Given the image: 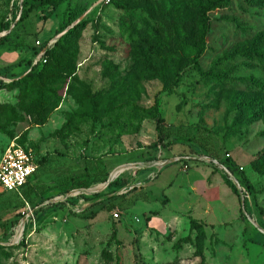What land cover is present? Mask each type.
<instances>
[{
	"label": "rangeland",
	"instance_id": "1",
	"mask_svg": "<svg viewBox=\"0 0 264 264\" xmlns=\"http://www.w3.org/2000/svg\"><path fill=\"white\" fill-rule=\"evenodd\" d=\"M41 1L0 0V26L8 25L0 32V156L14 140L38 164L24 187L33 205L22 192L0 190V201L15 198L23 213L0 234V264H264V86L249 80L264 85L257 60L226 72L233 79L226 85H204L191 64L178 72L176 85L162 90L161 80L140 74L148 52L143 37H152L163 20L190 15L185 2L63 0L47 15ZM22 2L33 8L17 22ZM262 2L228 0L206 12L202 71L217 59L221 71L227 70L233 52L236 63L245 61L237 52L250 49L264 32ZM68 21V27L82 26L70 39L76 76L118 107L64 131L68 115L79 109L72 96L63 92L38 123L42 112L21 109V89L8 83L31 70L35 42L56 41ZM257 44L264 49L263 40ZM157 116L168 133L162 142ZM207 152L229 162L238 186L224 162ZM98 158L102 178L75 182ZM164 160L169 161L157 165ZM140 162L144 166L129 165Z\"/></svg>",
	"mask_w": 264,
	"mask_h": 264
},
{
	"label": "trees",
	"instance_id": "2",
	"mask_svg": "<svg viewBox=\"0 0 264 264\" xmlns=\"http://www.w3.org/2000/svg\"><path fill=\"white\" fill-rule=\"evenodd\" d=\"M62 1L42 0L39 4L40 6H46L48 8L46 14L50 15V11H53ZM177 1H183L190 7V15H186L185 18L181 14V16L179 15L175 19L171 17L168 20H163L158 23L156 28H152V37H143L148 50L147 55L142 57L139 67L140 74L143 78H158L163 84L162 90H166L171 88V84L176 85L178 83V72L191 64L199 72L200 79L204 85H208L209 83L230 84L233 79L228 78L226 72L234 73V71L237 72L242 68H250L255 65L254 60H257V64L264 70V49L259 50L257 44L261 40L264 41V32H261L252 40L250 49L237 52L242 57L241 59H245L243 63H236L233 54L235 52H233L228 57L234 62V65L227 70L221 71V67H223L220 63L221 60L217 59L211 67L206 71H202L198 66V59L205 48L204 36L208 22L206 12L213 7L227 3L228 0ZM247 1L251 3V0ZM22 4L23 9L20 10L17 22L28 18L30 10L33 8V5L26 7V2H22ZM262 4L264 3L262 2ZM71 23L72 21H68L62 24L61 30L67 28ZM1 24L0 32L8 29V25H5L3 21H1ZM81 28L82 26L80 24H74L68 27L56 41L46 48L43 56L44 62L42 60L33 62L31 70L26 75L17 77L8 83L20 87L21 96L19 98V106L21 109L31 114L29 108L32 106L42 112L38 123H43L46 114L50 113L59 105L63 92L66 95L72 96L79 103V109L68 115L67 123L63 126L64 131L68 130V125L73 126L75 123L85 122L88 119L96 122L100 118L108 116L111 111L118 107L115 100L109 99V97L104 95L103 91L86 89L85 87L87 85L78 79L75 74L76 51L70 44V39ZM2 40L3 38L0 39V44ZM48 41H44L43 43H47ZM36 51L35 55L38 53V49ZM159 57L160 60H158ZM249 80L258 88L264 86L252 78ZM157 104L158 98H155L153 105L155 113L158 110ZM156 120L158 123L157 131L159 133V141L162 142V140L168 138V133L160 125V117L157 116ZM197 139L196 137L195 139H191L190 137L186 138L187 141H192V143H198ZM199 146L202 147V144L199 143ZM207 156L220 163L224 162H221L214 152H207ZM102 164V158L96 159L93 170L91 172L81 173L77 176L75 182L85 183L88 179L100 180L104 172L102 171ZM222 164L232 174L234 173L229 162L225 161ZM223 178L229 186L235 189V186L229 181L226 175H223ZM30 179L31 177L21 188L20 192L23 193L22 198L25 196V201L33 205L34 199L33 195H31L32 193L24 188L25 186H29ZM20 208H22V203L19 205L15 198L12 199L10 196H6L1 199L0 234L4 236L14 224L15 220L22 217L23 213L19 211ZM192 224H194V221Z\"/></svg>",
	"mask_w": 264,
	"mask_h": 264
},
{
	"label": "built area",
	"instance_id": "3",
	"mask_svg": "<svg viewBox=\"0 0 264 264\" xmlns=\"http://www.w3.org/2000/svg\"><path fill=\"white\" fill-rule=\"evenodd\" d=\"M53 42L54 40H49L47 43L39 40L35 42L38 53L34 63L38 60L45 61L43 59L45 50ZM37 168L38 164L35 162L31 152L16 144L13 140L0 156V190L20 194L21 188L36 172ZM111 214L115 217L117 216L116 211H112Z\"/></svg>",
	"mask_w": 264,
	"mask_h": 264
},
{
	"label": "water",
	"instance_id": "4",
	"mask_svg": "<svg viewBox=\"0 0 264 264\" xmlns=\"http://www.w3.org/2000/svg\"><path fill=\"white\" fill-rule=\"evenodd\" d=\"M73 25H74V24H72L71 26H73ZM67 29H68V27H67L66 29H64V30L58 35V37H60V36H61V35L67 30ZM167 161H169V160H164V161H161V162L159 161V162H157V163H158L157 165L162 166V165H164L165 163H167ZM129 165H135L136 167L144 166V164L141 163V162H140V163H133V164H129ZM223 170H224V172L228 175V177L232 180V182H233L235 185L238 186V181L233 177L232 173H231L229 170H227L225 167L223 168ZM112 172H113V171H112ZM112 172L110 173V175H109L108 179L106 180V183H105V184L109 183V182L111 181V179H113ZM27 216H28V215H25V216L20 220L19 227L23 225L24 220L27 218ZM248 219H249L254 225H256L255 222H254L250 217H248ZM19 227H18V229H19ZM260 230L264 233V231H263L262 229H260Z\"/></svg>",
	"mask_w": 264,
	"mask_h": 264
},
{
	"label": "bare ground",
	"instance_id": "5",
	"mask_svg": "<svg viewBox=\"0 0 264 264\" xmlns=\"http://www.w3.org/2000/svg\"><path fill=\"white\" fill-rule=\"evenodd\" d=\"M120 170H121V169H120ZM120 170H119V171L117 172V174H115V175H118V174L121 172ZM21 230H22V226L19 227V230H18L19 233H21Z\"/></svg>",
	"mask_w": 264,
	"mask_h": 264
}]
</instances>
